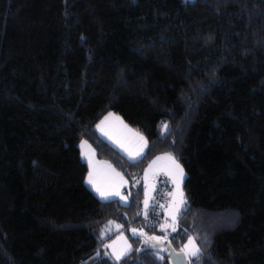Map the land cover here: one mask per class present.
I'll list each match as a JSON object with an SVG mask.
<instances>
[{
	"label": "trees",
	"instance_id": "1",
	"mask_svg": "<svg viewBox=\"0 0 264 264\" xmlns=\"http://www.w3.org/2000/svg\"><path fill=\"white\" fill-rule=\"evenodd\" d=\"M109 113L145 138L142 159L98 137ZM81 140L127 181L125 205L85 187ZM162 154L187 208L155 244L264 264V0H0V264H171L141 246L161 211L142 215L139 175ZM119 231L116 262L102 248Z\"/></svg>",
	"mask_w": 264,
	"mask_h": 264
},
{
	"label": "rangeland",
	"instance_id": "2",
	"mask_svg": "<svg viewBox=\"0 0 264 264\" xmlns=\"http://www.w3.org/2000/svg\"><path fill=\"white\" fill-rule=\"evenodd\" d=\"M106 117H108L107 120H105ZM117 118H119V117H117L113 114L111 116H109V114H106L105 116H103V118L101 120V121H104V123L101 124V121L98 123V125H100L101 128L98 129L97 125H96V127H94V130H95L96 134H98V135H103L101 129L108 132L109 136H111V139H109L108 136L103 135L105 137V139H107L110 143H112L115 147H117V150L120 151L119 153H121V155L128 160V155H127V152L125 151V149H127L128 151H130L134 154L137 150H139L141 148L142 142L139 141L138 137L135 136V133H136L135 131L131 130L128 127L125 128L126 125L120 120V118L119 119H117ZM82 141L83 140H81L78 143L79 158H80L81 162H83L86 165V167L88 168V174H89V171H93V170L97 173L96 182L101 187V189L103 191L110 192V191H112V189H113V191L117 190V188H114V187L113 188H111V187L107 188V183H105L107 180V176L103 175L97 166L94 165L92 167L93 163L96 162V159L94 158L93 152L88 147V145L84 146L83 148L81 147ZM143 151H144V148H143ZM84 152H88L89 156L88 157L83 156L82 153H84ZM165 155L166 154H162V155H159L157 157H164ZM157 157H155L149 163H147L145 168L143 169V171L139 175L140 181H141V189H142L141 190L142 191V197L140 200V210H141L142 215H143L144 211H145V207H144V200L145 199H147L149 201V205H150V202H151L152 197H153V191L155 188V181L158 178H162L163 180L167 181L169 184L170 190H169L168 196L165 198L164 202L162 203L163 207H160L161 219H160V222L157 224V233L159 235H154V236L162 237L165 235V233L160 230V225L162 223H164L165 221H167L169 224H171V222H172L171 221V214L174 211L175 204L178 203L180 200V193L182 192L181 184H182L183 179L181 178L179 170L175 168V166L172 164L171 161H169L167 159L157 160ZM89 160H91V167L89 165ZM129 161H131V160H129ZM153 161H156V163L153 164L152 163ZM149 165H152V167L150 168ZM88 174H87L86 179H88ZM183 176H184V173H183ZM84 183L86 186L92 187L91 185L87 184L86 181ZM115 187H117V186H115ZM126 187H127V183H125V186L123 188H119V189H121V192L119 190L121 196H126L122 193V190L125 189ZM93 190H94V188H93ZM170 193H171V195H170ZM95 197L98 200H103V199H101V197L98 198L96 195H95ZM111 199H118L120 204H122V205L126 204L124 201H122L120 199L119 196L113 197ZM149 205H148V207H149ZM167 231H168V233L172 232L170 228ZM137 236H139V235H137ZM189 237H191V236H189ZM146 239L147 238L143 237L144 241ZM144 241L141 240V246L146 245ZM187 241H188V237L181 244L180 249L183 247L184 244L187 243ZM162 242L163 241H160V242L152 241L151 243L162 244ZM108 245H111V247H108ZM130 250H131V246L127 241L126 235L121 231L116 232L112 236V238L109 239L104 244V246L102 248V251L105 254V256H107L108 258H110L116 262H117V260L115 259L116 255H121L123 258L129 253ZM181 254L184 256L185 259H191V257L186 255L185 253H181Z\"/></svg>",
	"mask_w": 264,
	"mask_h": 264
},
{
	"label": "snow or ice",
	"instance_id": "3",
	"mask_svg": "<svg viewBox=\"0 0 264 264\" xmlns=\"http://www.w3.org/2000/svg\"><path fill=\"white\" fill-rule=\"evenodd\" d=\"M112 114L109 113V116H111ZM108 117L105 118V120H107ZM119 119V118H117ZM104 121H101V124H103ZM127 126H125L126 128ZM97 128L100 129L101 126L97 125ZM169 129V125L167 123H164L162 125V131L167 133ZM103 135L108 136L109 139H111V136H109L108 132L104 131L103 129H101ZM130 131V130H129ZM135 136L138 137L139 141L142 142V146L139 150H137L134 154L130 151H128L127 149H125V151L127 152L128 158L129 160L136 162L139 159H142L144 157V152H143V148L147 146V141L145 140V138L139 134V133H135ZM87 145V141H82L81 143V147L83 148L84 146ZM88 147L90 148L91 146L88 145ZM83 156L88 157L89 153L88 152H84L82 153ZM162 159H167L169 161L172 162V164L175 166L176 169L179 170V173L181 175V178L183 179V169L180 167V165L178 163H176L175 157H173L171 154H166L164 157H157V160H162ZM153 164L156 163V161L152 162ZM89 165L91 167V160H89ZM107 167L109 169H111V172L113 174L114 177H118L120 184L123 183H127V181L124 180L123 176H121L120 173L116 172L114 168H112L111 165H107ZM149 167L151 168L152 165H149ZM97 179V173L93 170V171H89L88 174V179L86 181L87 184L91 185L95 191L99 194V196L101 197V199L103 200H110L113 197L119 196L120 199L122 201H124L125 203H127L128 198L126 196H121L118 187L119 185H117V190L115 191H110V192H105L101 189V187L97 184L96 182ZM136 183H139V181H136ZM171 195V193H170ZM148 205H149V201L147 199L144 200V207H145V211H144V216L147 219L148 213H147V209H148ZM159 207H163V205H159ZM187 208V200L186 198L183 196V193H180V200L178 203L175 204V208L174 211L171 214V224H169L167 221H165L164 223H162L160 225V230L162 232L165 233V235L163 237H159V236H149L147 237V239L145 240V244L146 246H148L149 248H154L157 249V255L159 254L160 251H167L169 249L167 248H159L157 244L155 243H151L152 241H167L168 240V229L170 228L172 232H177L178 231V219L180 216H182L184 214V211ZM113 222L109 221V225H111ZM117 228L121 227L120 225L116 226ZM132 234L135 235H145L143 233V231L141 230L140 232H138V230L136 228H132L131 229ZM185 234H187V230H185ZM101 239H103V231L101 233ZM171 244V241H169V245ZM108 247H111V245H108ZM181 253H185L186 255H188L191 258H195V260H199L200 257L202 256V252L200 247H198L195 244V240L193 237H188V241L186 244L183 245V247L181 248ZM99 252L97 253V256H99ZM122 258L121 255H116L115 259L117 261H119ZM208 264H212L211 259H209Z\"/></svg>",
	"mask_w": 264,
	"mask_h": 264
},
{
	"label": "built area",
	"instance_id": "4",
	"mask_svg": "<svg viewBox=\"0 0 264 264\" xmlns=\"http://www.w3.org/2000/svg\"><path fill=\"white\" fill-rule=\"evenodd\" d=\"M169 190H170L169 184L167 181L163 180L162 178H158L155 181L153 197L147 209V213H148L147 220L149 224H150V221H155L157 219V216L160 212L159 205H162L165 198L169 194Z\"/></svg>",
	"mask_w": 264,
	"mask_h": 264
},
{
	"label": "crops",
	"instance_id": "5",
	"mask_svg": "<svg viewBox=\"0 0 264 264\" xmlns=\"http://www.w3.org/2000/svg\"><path fill=\"white\" fill-rule=\"evenodd\" d=\"M105 116V115H104ZM103 118V117H102ZM102 118L96 123V125H98V123L102 120ZM96 125L94 126V127H96ZM98 135V134H97ZM103 141H105L108 145H110L112 148H114L116 151H118L117 150V147H115L112 143H110L107 139H105V137L103 136V135H98ZM145 148V147H144ZM118 152H120V151H118ZM121 154V153H120ZM95 158V157H94ZM96 159V158H95ZM128 160H129V158H128ZM97 166L98 168H99V170H100V172L103 174V175H105V176H107V180H106V182L105 183H107V188H109V187H111V188H117V187H115V186H117V185H119V187H118V190H120V192H121V189H119V188H123L124 186H125V183H123V184H120V181H119V178L118 177H114L113 176V174H112V172H111V169H109L108 167H107V165H110V164H108L106 161H102V160H97L96 159V162H94L93 163V165H92V167L93 166ZM87 168V167H86ZM113 168V167H112ZM116 171V170H115ZM117 172V171H116ZM87 174H88V168H87V173H86V176H85V178H84V182L85 181H87V179H86V177H87ZM125 180V179H124ZM84 185H85V183H84ZM85 187L87 188V189H89L92 193H93V195L95 194L98 198L100 197L97 193H96V191H95V189L93 190V187H89V186H86L85 185ZM112 191H113V189H112ZM94 195V196H95ZM118 200V199H117ZM102 201H106V200H102Z\"/></svg>",
	"mask_w": 264,
	"mask_h": 264
},
{
	"label": "water",
	"instance_id": "6",
	"mask_svg": "<svg viewBox=\"0 0 264 264\" xmlns=\"http://www.w3.org/2000/svg\"><path fill=\"white\" fill-rule=\"evenodd\" d=\"M168 255L171 264H186L185 258L181 253H174L169 247H167Z\"/></svg>",
	"mask_w": 264,
	"mask_h": 264
}]
</instances>
